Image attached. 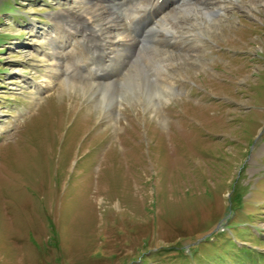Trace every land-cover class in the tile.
<instances>
[{
	"label": "rangeland",
	"instance_id": "1",
	"mask_svg": "<svg viewBox=\"0 0 264 264\" xmlns=\"http://www.w3.org/2000/svg\"><path fill=\"white\" fill-rule=\"evenodd\" d=\"M258 1L226 2L183 46L136 36L161 62L134 89L88 32L50 39L80 0H0V264H264Z\"/></svg>",
	"mask_w": 264,
	"mask_h": 264
},
{
	"label": "bare ground",
	"instance_id": "2",
	"mask_svg": "<svg viewBox=\"0 0 264 264\" xmlns=\"http://www.w3.org/2000/svg\"><path fill=\"white\" fill-rule=\"evenodd\" d=\"M141 1H143V3H140L134 8L137 0H106L105 3H108L111 6L110 8H108L106 7L107 5L105 6L104 4H100L101 0H80L81 8L79 10V13L72 14L71 12H64V16L66 17V19H68V22L56 23V33L54 32L53 35L50 36V39L55 40L57 38L58 41L60 40V45L61 47H63L60 49L64 50L68 43L67 40H69L70 36L73 35V33H80L82 35L83 33L85 34V32H88V37L82 36V38L88 41V43L92 44V48L90 49L93 53L98 52L103 55L105 51H109L108 49H110V52H108L105 56V59H107L106 63H108V65H106L104 68L105 73L109 74L114 70L116 71V69H120V72H123L122 70H127L128 72L124 79V83L129 82L134 89H141V87L148 86L149 84L152 85L151 81L145 78L142 72H147L145 71V69L149 64H151L152 68H154L158 66V63L161 61L157 60V58L151 57L152 53L150 50L142 52V48H140V40H138L136 36L141 39V36L143 37V35H146L145 37H148L147 39L151 40V44L158 47L159 42L164 40L165 37H168L166 36L167 34H170L172 36L170 37V41L178 42L180 46H183L186 44V42H190L189 29L191 27L196 28V31H200V26L205 27L209 23H211V21H213V15H217L215 17L217 18L219 14H221V12H225V10L227 9V6L225 4L226 2H228L229 4H231L232 2H237V0ZM259 2L260 0L258 1V3ZM198 4H200L202 8H197ZM123 10L125 11L124 14L120 12ZM99 16H102L103 19L106 20L100 23ZM157 27H161L162 31L164 32L161 34H154ZM73 40H76V37H73ZM51 50L53 49L51 48ZM153 50H155V48H153ZM52 56L55 57L54 59H52V61H54L52 69L59 71L60 53L52 51ZM77 56V59H80V61H82L85 58L86 53H83L81 50H79ZM160 56L162 57V65H160L164 66L165 61H169L170 53L164 50L163 52H161ZM80 61L76 60L75 62ZM128 68H130L129 70L131 71H129ZM155 71L156 69L153 70V72ZM147 75L152 74L150 72H147L146 76ZM99 79H103V77L100 76ZM66 81L67 80H65V82ZM53 83L54 82L52 80H47L44 89L52 87ZM77 85L78 84H74L73 82L63 83L62 87H76ZM113 85L115 84L110 83V86L108 85L106 86V88H112ZM80 87L87 91V88L85 86L80 85ZM152 102L153 101L150 102V107H153ZM113 104L109 102V104L107 105L110 118L113 112H115L116 110Z\"/></svg>",
	"mask_w": 264,
	"mask_h": 264
}]
</instances>
